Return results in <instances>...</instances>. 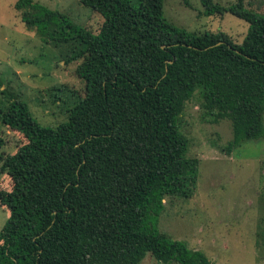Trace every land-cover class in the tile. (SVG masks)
I'll use <instances>...</instances> for the list:
<instances>
[{
    "label": "trees",
    "instance_id": "1",
    "mask_svg": "<svg viewBox=\"0 0 264 264\" xmlns=\"http://www.w3.org/2000/svg\"><path fill=\"white\" fill-rule=\"evenodd\" d=\"M199 2L205 16L246 22L243 41L174 25L164 0H80L102 17L97 34L34 0L14 4L29 30L66 45L83 92L56 127L41 126L15 95L0 104V123L25 140L0 153V177L11 180L0 190L9 212L0 264H140L147 254L211 264L158 229L165 199H190L197 187L199 160L187 157L179 117L197 93L204 115L230 121L228 152L264 139V14L243 0Z\"/></svg>",
    "mask_w": 264,
    "mask_h": 264
},
{
    "label": "rangeland",
    "instance_id": "2",
    "mask_svg": "<svg viewBox=\"0 0 264 264\" xmlns=\"http://www.w3.org/2000/svg\"><path fill=\"white\" fill-rule=\"evenodd\" d=\"M17 1L0 0V104L7 103L9 94L15 95L41 126L56 127L66 120L72 95L83 92L75 74L77 63H65L70 55L67 47L52 34L39 36L25 26L21 12L14 8ZM236 1L214 0L223 7ZM34 2L93 34L103 23L80 0ZM243 4L264 14V0H243ZM163 11L178 27L201 34L222 33L234 44L243 41L249 28L230 13L205 16L199 0H164ZM199 104L195 93L179 117L181 132L189 141L187 157L199 160L197 187L190 199H165L158 229L189 249L203 252L211 264H264V139L244 142L228 152L230 121L213 122ZM0 140L3 155L14 154L25 143L19 133L1 123ZM0 190H11V180L5 175L0 177ZM8 217V210L0 205V230ZM140 264L163 263L147 254Z\"/></svg>",
    "mask_w": 264,
    "mask_h": 264
}]
</instances>
